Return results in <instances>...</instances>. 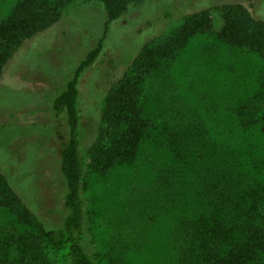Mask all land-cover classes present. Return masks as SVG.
<instances>
[{
	"label": "rangeland",
	"instance_id": "obj_1",
	"mask_svg": "<svg viewBox=\"0 0 264 264\" xmlns=\"http://www.w3.org/2000/svg\"><path fill=\"white\" fill-rule=\"evenodd\" d=\"M17 1L0 0V20ZM225 2L241 3L260 17L258 0H148L107 23L98 1L73 0L60 10L61 18L48 35L29 39L16 51L0 79V170L36 224L57 227L67 214L59 165L67 130L52 101L84 55L98 45L97 58L79 78L82 154L99 124L106 90L144 47L153 50V67L144 77L146 117L161 121L192 111L211 136L242 147L232 109L255 90L263 62L218 40L215 6ZM200 10L209 11L212 28L177 37L184 16ZM161 126L155 122L131 163L104 175L86 172L82 243L95 264L189 262L186 225L206 210L195 177L198 164L179 173L174 195L168 197L165 182L171 181L157 179L172 163L171 154L159 144ZM25 229L0 207V264H18L17 238ZM37 251L39 258L30 262L43 258L55 264L47 248Z\"/></svg>",
	"mask_w": 264,
	"mask_h": 264
},
{
	"label": "trees",
	"instance_id": "obj_2",
	"mask_svg": "<svg viewBox=\"0 0 264 264\" xmlns=\"http://www.w3.org/2000/svg\"><path fill=\"white\" fill-rule=\"evenodd\" d=\"M73 0H18L0 20V79L7 62L29 39L48 35L60 18V10ZM98 1L107 23L121 18L131 7L148 0ZM158 1V0H157ZM260 17L241 3L215 6L220 26L217 38L225 45L246 49L260 58L263 68L255 90L232 109L235 128L242 133V147L229 146L211 136L199 115L178 112L161 121L144 113V77L153 67V50L144 47L131 64L106 90L98 111L99 124L82 154L79 137L81 73L90 67L100 45L80 60L73 77L52 101L56 115L65 117L66 138L59 151L63 177V205L67 214L61 225L44 227L15 193L0 170V207L9 211L26 231L17 238L21 264L39 258L37 249L47 248L55 264H95L83 243L85 222V176L87 170L104 175L131 163L143 137L162 125L159 144L171 154L172 163L157 175L166 179L168 197L174 195L179 173L195 166L196 182L205 211L186 226L190 245L188 264H264V0ZM169 18V16H167ZM107 27V26H106ZM212 28L208 10L188 13L176 31L184 39ZM165 173V176H164ZM36 226V227H35ZM31 228V229H27ZM19 253V254H20ZM36 257V258H35Z\"/></svg>",
	"mask_w": 264,
	"mask_h": 264
}]
</instances>
